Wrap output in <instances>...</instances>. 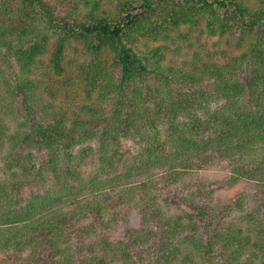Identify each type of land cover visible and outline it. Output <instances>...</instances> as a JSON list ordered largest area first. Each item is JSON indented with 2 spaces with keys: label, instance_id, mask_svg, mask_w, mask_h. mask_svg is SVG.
<instances>
[{
  "label": "trees",
  "instance_id": "1",
  "mask_svg": "<svg viewBox=\"0 0 264 264\" xmlns=\"http://www.w3.org/2000/svg\"><path fill=\"white\" fill-rule=\"evenodd\" d=\"M0 264H264V0H0Z\"/></svg>",
  "mask_w": 264,
  "mask_h": 264
},
{
  "label": "rangeland",
  "instance_id": "2",
  "mask_svg": "<svg viewBox=\"0 0 264 264\" xmlns=\"http://www.w3.org/2000/svg\"><path fill=\"white\" fill-rule=\"evenodd\" d=\"M201 26H195L192 29L184 28V33H189V40L185 41L182 44L184 50H187L188 43L192 44V47L188 51H205L208 53H214L216 51H220L222 49H226V45L224 41L218 40L217 37L207 36L204 33H201ZM160 44V42H157ZM187 47V48H186ZM174 50V47L170 49ZM172 52V51H171ZM182 54H185L184 51H181Z\"/></svg>",
  "mask_w": 264,
  "mask_h": 264
}]
</instances>
